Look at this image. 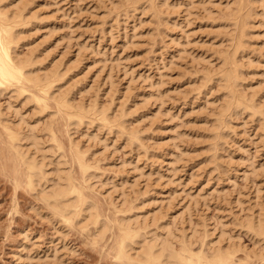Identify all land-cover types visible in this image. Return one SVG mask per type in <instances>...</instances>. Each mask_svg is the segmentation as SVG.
I'll list each match as a JSON object with an SVG mask.
<instances>
[{"label": "rangeland", "instance_id": "374dc122", "mask_svg": "<svg viewBox=\"0 0 264 264\" xmlns=\"http://www.w3.org/2000/svg\"><path fill=\"white\" fill-rule=\"evenodd\" d=\"M138 1L0 0L8 14L25 16L16 51L32 55V71H59L56 94L73 108L111 117L107 124L90 114L69 125L53 99L47 108L28 93L0 92V264H120L114 243L123 217L146 238L169 227L179 235L176 247L181 239L194 251L204 243L208 253L232 252L231 264H264V239L241 226L250 217L264 219V116L239 109L217 147L211 139L226 104L216 74L233 33L225 15L236 1ZM261 4L236 55L240 93L258 108L264 105ZM51 124L60 149L47 132ZM2 126L19 134L35 128L46 155L48 181L41 187H51L60 160L109 222L103 236L81 217L68 222L53 214L39 191L27 187ZM75 146L91 167L86 182L72 159ZM28 152L42 158L33 147Z\"/></svg>", "mask_w": 264, "mask_h": 264}, {"label": "bare ground", "instance_id": "6f19581e", "mask_svg": "<svg viewBox=\"0 0 264 264\" xmlns=\"http://www.w3.org/2000/svg\"><path fill=\"white\" fill-rule=\"evenodd\" d=\"M137 1L138 0L134 3L136 4ZM235 1V5L233 4L234 9H231L232 12L228 11L227 15H225V19L228 20L233 27V33L230 36V49L228 51L226 50L224 54H221L222 66L216 74L217 79L224 90L226 104L222 106L215 118L214 130L212 131L211 136L214 147H217V141L220 138V131L228 118H231L232 113H235L239 109H241V111L247 109L252 112V114H258L262 118L264 116V105L258 108L255 100H250L248 99L249 97L245 95L243 96V94L240 93L241 72L239 64L236 62V55H238L244 47L246 30L248 29L247 23L250 22L248 20H251L252 18L250 17L253 15L251 12L253 11V8L254 10L256 9V4H260V1H262L263 4L264 1ZM14 5H16V2ZM18 8L19 6L16 10ZM22 8L23 7H21V9ZM228 8L229 7H227V10ZM4 9H1L0 6V92L10 89L12 92H16L19 95L28 93L29 95H26L27 98L32 97L35 101L38 100L37 102L39 103L42 101L44 106L47 105L48 99H53V101L55 100L59 107H61L59 108V112L64 110V117H66L69 125L84 123L85 119H89L90 114L94 116L101 115L100 119L107 124H110L111 117H109V113L107 114L105 111L103 113L102 110L100 111L96 108L89 110H85L84 107L73 108V106L68 103V99L65 98L67 96H61L55 93L56 90L54 91V89H57L56 82L60 80L59 77L61 76L58 73L59 71L45 73L44 75L36 74L32 71L31 67L34 65L33 57H31L32 55L20 56L16 51V48L18 47L17 42L19 41V30L17 28L23 25V23L25 24V16L22 12H19L17 16L15 12L13 14V11L12 14H8ZM29 18L32 19V17ZM29 18H26V21L29 22ZM211 78V75L205 77L206 80ZM27 87L33 89L34 92L29 91ZM56 111L55 113L57 114ZM52 126L53 125L51 124L50 128H47V132L53 142L50 141L55 143V147L60 149L61 142L57 140L58 138H56ZM2 127L5 130L8 145L15 154L14 160L15 158L16 160L19 159L24 165V175L26 176L27 187L30 190L39 191L38 197L50 207L53 214L68 222L81 217L84 223L87 224L90 222L95 226L99 236H103V234L109 230V222L107 223L106 220L101 218L95 202L93 199H90L85 195L82 186H80L81 184L74 179L75 177H72L70 170L60 167L62 164L59 162L60 160L56 163L55 176L51 178V182L49 181L52 183L50 185L51 187L45 189L41 187L44 186V183L42 185L43 181H48L46 180L48 177H46V171L44 168L46 155L45 152L41 151V140L36 136L37 134L34 132L35 128L33 126H27L26 129L29 127L28 131L25 132V134L20 133V136L17 130L14 131V129L12 130V128L7 126ZM122 128L124 129V127ZM22 134H24V136ZM134 138H136L137 141ZM127 139H130L132 142L134 141V143L139 140L138 137L132 134L127 135ZM23 140L29 142L26 149L24 148L25 153H23L24 149L22 148ZM31 147L34 149V154L41 152L42 158L39 161L35 155L31 156L28 154ZM71 151L72 159L78 166L82 181L86 182L90 175L88 173L91 167L84 160L85 155L80 152L79 148L73 147L71 148ZM119 219V224H117L118 234L116 235L114 243V258L120 264H231L233 262L232 252L230 253V251H226L227 249L223 250L221 247L208 253L204 251V243H202L201 248L198 251H194L191 248V244L186 243L183 239H181L182 241H179V245L176 247L174 244L176 243L175 241H177L176 237H179V235H175L173 231L171 232L169 227L163 234L154 233L146 238L140 234L141 231L138 230V228L137 230L134 227V229L132 228L131 218L125 219L123 217ZM241 226L246 227V229L250 230L254 235L264 239L263 217L247 218L241 222ZM194 232H197V229H195ZM261 253L264 254V247Z\"/></svg>", "mask_w": 264, "mask_h": 264}]
</instances>
